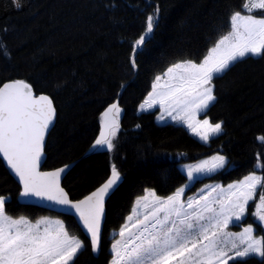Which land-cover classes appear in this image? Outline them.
<instances>
[{"label": "trees", "instance_id": "16d2710c", "mask_svg": "<svg viewBox=\"0 0 264 264\" xmlns=\"http://www.w3.org/2000/svg\"><path fill=\"white\" fill-rule=\"evenodd\" d=\"M244 3L246 0H19L18 8L15 0H0V86L24 79L37 95L50 96L56 107L57 122L48 139L43 170L77 162L63 183L74 200L105 182L113 165L122 178L106 204L98 255L91 251L75 219L59 217L70 235L85 244L72 264H110V234L125 223L135 201L146 190L166 197L187 184L180 164L215 154L228 161L224 170L196 182L189 194L210 183L227 186L252 172L264 175V169L257 167L264 165V143L258 139L264 136V58H248L223 78L214 79L216 100L204 118L213 124L222 122L223 134L208 145L183 127L157 125L156 112L138 113L155 76L174 62H200L230 31V14H245ZM156 6L159 19L144 45L135 49L133 68L134 41L145 33L146 18ZM117 101L122 116L115 147L111 153L92 151L101 115ZM19 190L0 159V195L9 198L7 213L31 220L56 216L20 204ZM254 203L249 205L246 221L256 227L251 216ZM256 234L264 232L257 227ZM249 264H260L259 258H251Z\"/></svg>", "mask_w": 264, "mask_h": 264}, {"label": "snow or ice", "instance_id": "6c2138e0", "mask_svg": "<svg viewBox=\"0 0 264 264\" xmlns=\"http://www.w3.org/2000/svg\"><path fill=\"white\" fill-rule=\"evenodd\" d=\"M19 8V0H15ZM248 14H230V31L221 36L196 62H174L156 75L152 90L139 105L140 111L159 108L158 119H171L186 125L207 143L219 136L222 122L211 123L198 116L216 100V78H223L238 63L251 57L264 58V0H246ZM159 6L146 18V31L134 41L132 67H136L135 49L141 48L159 19ZM119 102L112 103L101 115L99 137L93 149L112 151L120 128ZM56 107L53 99L37 95L31 83L14 79L0 86V158L19 181V197L43 201L60 214L78 218L90 237V249L99 253L105 221V199L120 181L116 166L110 177L82 199H72L61 184L68 165L42 171L45 140L54 127ZM264 143V136L258 137ZM228 163L224 155H214L198 165L189 166L186 177L198 182L201 176H213ZM264 169V165H257ZM189 184L166 197L148 190L139 197L120 227L111 245V264H249L259 258L264 264V175L252 172L243 179L224 185H205L194 197L185 198ZM259 189V195H258ZM8 197L0 195V264H72L84 248L79 238L70 235L61 220L41 219L32 223L24 216L14 218L6 211ZM253 204V223H247ZM246 223L247 226H244ZM240 226L241 231L230 228Z\"/></svg>", "mask_w": 264, "mask_h": 264}, {"label": "rangeland", "instance_id": "374dc122", "mask_svg": "<svg viewBox=\"0 0 264 264\" xmlns=\"http://www.w3.org/2000/svg\"><path fill=\"white\" fill-rule=\"evenodd\" d=\"M244 11H245V14H248L247 12H246V10L244 9ZM256 12H258V11H256ZM256 12H253L252 14L254 15ZM254 58H258V57H254ZM213 83H214V81H213ZM152 90V89H151ZM215 102V101H214ZM213 102V103H214ZM213 103L209 106V108L213 105ZM208 108V109H209ZM207 109V110H208ZM207 110L205 111V112H201L200 114H199V116H198V119H200V120H203V119H206V118H204V115H205V113L207 112ZM143 112H156L157 113V116H156V120H155V122H156V124L157 125H159V126H165V125H174V126H180V127H183V128H185L186 130H187V132L191 135V136H193L196 140H198L200 143H202V144H204V145H208L209 144V142L212 140V139H214V138H217L218 136H212V137H210V139H209V141L207 142V143H205L204 141H202L198 136H196V135H194L193 133H192V131L190 130V129H188L187 128V126L186 125H183V124H178V123H175L174 121H172L170 118L169 119H166V120H164V121H161L160 119H158L159 117H160V115H161V112H160V110H159V108L157 107V108H155V109H152V110H149V111H143ZM142 111H140V108L138 109V113H143ZM121 116H122V112H120V114H119V123H120V119H121ZM100 128H101V126H100ZM222 133H223V131H222ZM221 133V134H222ZM117 134H118V132H117ZM220 134V135H221ZM219 135V136H220ZM117 136V135H116ZM99 137V136H98ZM95 150H97V151H108L106 148H97V149H95ZM110 153L112 152V151H109ZM215 155H217V154H215ZM212 156H214V155H212ZM212 156H209V157H206V158H203V159H201V160H198V161H196V162H192V163H185V164H180L179 166H178V168H179V170L186 176V170H187V168L189 167V166H195V165H198L199 163H201L202 161H204V160H208V159H210ZM228 165V163L226 164V166ZM225 166V167H226ZM216 174V173H215ZM257 175H259V174H257ZM208 177H210V176H208ZM208 177H206V176H201V177H199V180L198 181H200V180H203V179H205V178H208ZM188 184H189V189H187L186 191H185V198H188V197H194V196H196V194L200 191V189L201 188H203V187H201L198 191H196L195 193H193V194H189V190H190V187H192L193 186V184L194 183H192V182H189L188 181ZM217 183H211V184H207V185H216ZM226 187V186H225ZM147 191L148 190H146L145 191V194L144 195H146L147 194ZM258 191H259V189H258ZM143 195V196H144ZM136 202V201H135ZM252 203V202H251ZM250 203V204H251ZM133 207H135V203H134V206ZM48 216H50V215H48ZM51 218L50 219H56V220H60V218L59 217H56V216H50ZM14 218H19V217H14ZM25 218H27V217H25ZM27 219H29V218H27ZM38 219H40V218H38ZM38 219H36V220H31V219H29L32 223H36L37 221H38ZM62 220V219H61ZM235 228L234 227H232V228H230V230L231 231H241L242 230V228H237L236 230H234ZM119 231V230H118ZM118 231H113L111 234H110V239L112 240V242H111V245H112V243L114 242V239L115 238H118V236L116 235L117 233H118ZM110 252H111V248H110ZM79 254V253H78ZM78 254H77V256H78ZM76 256V257H77ZM75 260V259H74ZM73 260V261H74ZM73 261H72V263H73ZM229 263H231V261L229 262ZM111 264V263H110Z\"/></svg>", "mask_w": 264, "mask_h": 264}, {"label": "water", "instance_id": "95a60500", "mask_svg": "<svg viewBox=\"0 0 264 264\" xmlns=\"http://www.w3.org/2000/svg\"><path fill=\"white\" fill-rule=\"evenodd\" d=\"M38 95H40V94H38ZM56 122H57V112H56V119L54 121V127L56 125ZM54 127H51L50 128L49 134H48V136L46 137V140H45V162L42 164V168H41L42 171H45L43 169H44V165H45L46 160H47L46 147H47V143H48L49 136H50L52 130L54 129ZM87 156H88V154L85 155L84 158L87 157ZM0 159L2 160V158H0ZM3 163H4L5 167H6V162L3 161ZM76 164H77V162H73V163L67 164L69 166V168L66 170V173L62 175V179H61L62 186H63L64 180L66 179V177L68 176V174L72 171V169L76 166ZM64 166H62V167H64ZM7 170L9 171L10 175L15 179V181L19 185L18 178H16L15 175L13 173H11V170L10 169L7 168ZM53 170H55V169H53ZM48 171H52V170H48ZM121 183H122V178L118 182L117 186L109 193V196L106 197V199H105V221H106V204H107L108 200L110 199V197L115 193V191L121 185ZM18 200H19L20 204H22V205L37 207V208L43 209V210H45V211H47L49 213H52V214L57 215V216H60V217H71V218L75 219V221H76L79 229L81 230L83 236L85 237V239L88 242L90 241V237H88V234L86 233V230H84L82 228V225L78 223V218H76L74 216H69V215H62V214H60V210L59 209H56V208H54L52 206H49L47 203H45L43 201L36 200L35 198H33V199H24V198L18 197ZM105 221H104L103 228H102V238H103ZM101 244H102V240H101ZM99 253H94V255H98Z\"/></svg>", "mask_w": 264, "mask_h": 264}, {"label": "crops", "instance_id": "0c3cea01", "mask_svg": "<svg viewBox=\"0 0 264 264\" xmlns=\"http://www.w3.org/2000/svg\"><path fill=\"white\" fill-rule=\"evenodd\" d=\"M44 218H48V219H50L51 217L50 216H44V217H41L40 219H38V221L39 220H41V219H44ZM51 220H56V219H51ZM61 220V219H60ZM62 221V220H61ZM65 225V224H64Z\"/></svg>", "mask_w": 264, "mask_h": 264}]
</instances>
